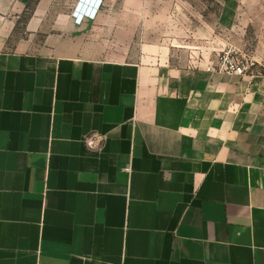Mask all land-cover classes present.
Segmentation results:
<instances>
[{
    "label": "crops",
    "instance_id": "obj_1",
    "mask_svg": "<svg viewBox=\"0 0 264 264\" xmlns=\"http://www.w3.org/2000/svg\"><path fill=\"white\" fill-rule=\"evenodd\" d=\"M31 1L0 0V264H264V76L110 59L103 6Z\"/></svg>",
    "mask_w": 264,
    "mask_h": 264
},
{
    "label": "rangeland",
    "instance_id": "obj_2",
    "mask_svg": "<svg viewBox=\"0 0 264 264\" xmlns=\"http://www.w3.org/2000/svg\"><path fill=\"white\" fill-rule=\"evenodd\" d=\"M76 3L59 0L55 11L71 12L76 23ZM103 9L115 23L107 36L110 59L208 69L232 52L248 75L264 76V0H105Z\"/></svg>",
    "mask_w": 264,
    "mask_h": 264
},
{
    "label": "built area",
    "instance_id": "obj_3",
    "mask_svg": "<svg viewBox=\"0 0 264 264\" xmlns=\"http://www.w3.org/2000/svg\"><path fill=\"white\" fill-rule=\"evenodd\" d=\"M105 0H92V3L88 5L81 18H79L76 14L74 16L77 24H82L86 19H95L97 14L100 12L103 3ZM80 6L76 9L79 10ZM93 13V14H92ZM232 54V52H230ZM230 54H228L227 58L223 60L218 66H211L208 68L209 71H218L222 74L232 75V76H241L245 77L248 75L249 68L244 62H241L239 59L230 58Z\"/></svg>",
    "mask_w": 264,
    "mask_h": 264
},
{
    "label": "bare ground",
    "instance_id": "obj_4",
    "mask_svg": "<svg viewBox=\"0 0 264 264\" xmlns=\"http://www.w3.org/2000/svg\"><path fill=\"white\" fill-rule=\"evenodd\" d=\"M83 3H84V4H83ZM91 3H92V0H82L81 3L79 4V6H80L79 10H76V11H75L74 16H75V14H76L79 18H81L82 15H83V13H84L85 8H86L88 5H90ZM82 4H83V5H82ZM79 6H78V7H79ZM92 14H93V13H92ZM89 19H91V18H89Z\"/></svg>",
    "mask_w": 264,
    "mask_h": 264
},
{
    "label": "trees",
    "instance_id": "obj_5",
    "mask_svg": "<svg viewBox=\"0 0 264 264\" xmlns=\"http://www.w3.org/2000/svg\"><path fill=\"white\" fill-rule=\"evenodd\" d=\"M39 0H32L28 6V10L32 13L33 10L35 9L36 4L38 3Z\"/></svg>",
    "mask_w": 264,
    "mask_h": 264
}]
</instances>
